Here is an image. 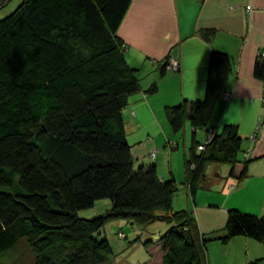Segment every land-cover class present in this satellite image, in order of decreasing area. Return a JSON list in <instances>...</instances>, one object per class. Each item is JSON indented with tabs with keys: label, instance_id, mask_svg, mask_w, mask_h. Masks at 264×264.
Masks as SVG:
<instances>
[{
	"label": "trees",
	"instance_id": "obj_1",
	"mask_svg": "<svg viewBox=\"0 0 264 264\" xmlns=\"http://www.w3.org/2000/svg\"><path fill=\"white\" fill-rule=\"evenodd\" d=\"M130 4L21 0L0 20V264H110L100 232L117 219L169 225L157 241L160 264H207L211 239L198 233L187 210H173L174 179L163 181L153 163L133 160L127 142L123 110L143 78L127 63L117 35ZM215 32L195 34L211 44ZM168 70L167 59L159 78ZM230 74L229 56L213 49L203 98L164 107L173 134L185 121L193 130L183 182L191 199L206 164L228 165L234 182L247 176V159L237 168V127L224 124L215 133L210 125ZM253 76L264 89L261 54ZM156 91L152 81L147 92ZM198 130L212 140L196 142ZM100 200L108 201L105 214L78 216ZM223 232V241L244 236L264 245V216L229 210Z\"/></svg>",
	"mask_w": 264,
	"mask_h": 264
},
{
	"label": "crops",
	"instance_id": "obj_2",
	"mask_svg": "<svg viewBox=\"0 0 264 264\" xmlns=\"http://www.w3.org/2000/svg\"><path fill=\"white\" fill-rule=\"evenodd\" d=\"M204 28L216 30L211 44L195 34ZM117 35L126 47L127 63L142 69L145 79L141 93L131 96L127 105L130 101L136 105L131 113L136 116L138 132L135 123L131 128L124 121L133 160L153 163L161 180L173 178L179 189L182 186L181 193H185L187 201L183 209L194 219L198 233L211 239L206 244L207 264H264L263 244L244 236L222 240L229 210L264 216V89L253 76L257 56L264 55V0H131ZM213 49L229 56L231 74L225 88L227 100L220 98L216 102L210 125L215 127V133L224 124L237 127L242 138L243 162L248 160L247 176L234 182L227 177L228 165L206 164L190 201L183 183L184 159L193 138L189 123L185 121L182 127L188 124L190 128V136L184 131L183 137H190V142L188 148L184 147L183 155L171 152L169 156L175 154L174 161L171 156L168 162L158 159V163L149 158L151 146L160 142L162 136L171 145L170 150L178 149V143L169 142L156 125V139L149 140L145 137L149 135H145L144 124L148 119L153 121L150 110L157 113L160 121L164 107L173 102L203 98L208 57ZM167 59H176L179 69L159 78L162 63ZM152 81L158 84L155 94L158 90L163 94L159 98L146 95ZM155 103L160 105L154 106ZM130 136L134 137L130 139ZM139 139L144 141L137 146ZM205 140L196 142L202 144ZM243 162L239 161L238 169Z\"/></svg>",
	"mask_w": 264,
	"mask_h": 264
},
{
	"label": "rangeland",
	"instance_id": "obj_3",
	"mask_svg": "<svg viewBox=\"0 0 264 264\" xmlns=\"http://www.w3.org/2000/svg\"><path fill=\"white\" fill-rule=\"evenodd\" d=\"M20 1L21 0H0V20L10 15L20 4ZM3 4L6 5L2 6ZM139 78H141V76ZM144 80H145L144 78L140 79V93L143 90L141 85ZM156 85L158 87L157 83ZM149 87L150 85L147 86V89H149ZM146 95L159 98L163 94H159V90H158L156 94L154 93V94H146ZM180 102L182 103L183 100H181ZM180 102H177L175 104L173 102L169 106L178 105L180 104ZM159 105L160 103L154 104V106H159ZM135 106L136 105L130 101V105L123 110V116H124V121L127 123V126L129 124V126L132 128L133 123H135L136 125L134 126L136 130L135 132H138L136 128L137 127L136 116L133 117V113H131L132 111H134ZM150 113L153 118V121L151 119H148L144 124L145 126L143 125L145 127L144 129L145 135L146 134L149 135L145 137L148 138L149 140L156 139V134L158 133L155 128L156 125L160 134L167 135L168 138L167 137L165 138L169 139L170 140L169 142L175 141L178 143V149L170 150L171 145L170 144L168 145L166 140H164V137L162 136L161 141L157 143L158 145L153 144L155 146H151L152 148L151 151L152 152L154 151L156 153L155 159L153 160L151 159V160L155 161L156 163H158V159L161 161L165 160L166 162H168V160L172 156L174 161L175 154H171V156H169V154L171 152H177L181 156L183 155L184 147L188 148L190 142V137H186V138L183 137L184 131L186 130V133H188V136H190V133L188 132V129L190 128L188 124H186L184 125L182 131L176 134L177 136H172L169 127L167 125L168 123L165 122L164 115L160 116L159 119L160 121H162L160 122L157 119L156 112L153 113V110H150ZM206 136H207L206 131L198 130L196 133V140L198 141L200 140L199 142H203L204 139H206L204 144L212 140L209 137L206 138ZM132 137L134 136H130V139ZM143 141L144 140L139 139L137 146H139ZM242 152L243 150L241 151V153L238 154L239 161L241 162L244 161ZM229 172H230V167L228 168L227 175L229 174ZM180 189L179 187H177L176 195L173 197L172 208L174 211L185 210L183 209V206L185 205V202L187 203L185 193H181L183 192L182 186L180 187ZM190 198L191 197H188V199L192 201V199ZM103 203H106L107 206H103ZM108 209H109L108 201L100 200L96 202L94 208L78 212V216L80 218L89 219L99 214L101 215L105 214L108 211ZM168 229H169V225L162 221H156L146 226H139L134 222L117 219V220L108 221L101 230L100 235L101 237L105 238L109 244L111 250L110 264H160L162 260L161 245L157 243V241L159 237L163 235ZM179 245L182 246V244ZM233 257L234 255L231 256V262L234 261Z\"/></svg>",
	"mask_w": 264,
	"mask_h": 264
},
{
	"label": "built area",
	"instance_id": "obj_4",
	"mask_svg": "<svg viewBox=\"0 0 264 264\" xmlns=\"http://www.w3.org/2000/svg\"><path fill=\"white\" fill-rule=\"evenodd\" d=\"M261 55H262V57H264L263 54H261ZM168 69H169V70H168L169 72H172V73L177 72L178 69H179V62H178L176 59H171L170 61H168ZM222 96H223V98H224L225 100H227V97H228L227 94H223ZM263 99H264V97H263ZM198 150H199V151H203V150H204V146H203V145L200 146ZM155 154H156L155 152H152V153L149 155V157H150L151 159H154Z\"/></svg>",
	"mask_w": 264,
	"mask_h": 264
},
{
	"label": "clouds",
	"instance_id": "obj_5",
	"mask_svg": "<svg viewBox=\"0 0 264 264\" xmlns=\"http://www.w3.org/2000/svg\"><path fill=\"white\" fill-rule=\"evenodd\" d=\"M150 155V154H149ZM150 158V157H149ZM153 160V159H152Z\"/></svg>",
	"mask_w": 264,
	"mask_h": 264
}]
</instances>
